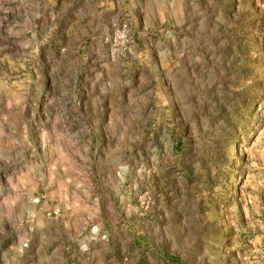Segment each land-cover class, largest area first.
<instances>
[{"label": "rangeland", "instance_id": "1", "mask_svg": "<svg viewBox=\"0 0 264 264\" xmlns=\"http://www.w3.org/2000/svg\"><path fill=\"white\" fill-rule=\"evenodd\" d=\"M0 264H264V0H0Z\"/></svg>", "mask_w": 264, "mask_h": 264}]
</instances>
